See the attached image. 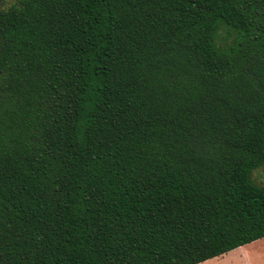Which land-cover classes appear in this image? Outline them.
<instances>
[{
    "label": "trees",
    "instance_id": "1",
    "mask_svg": "<svg viewBox=\"0 0 264 264\" xmlns=\"http://www.w3.org/2000/svg\"><path fill=\"white\" fill-rule=\"evenodd\" d=\"M0 0V264H201L264 238V0Z\"/></svg>",
    "mask_w": 264,
    "mask_h": 264
},
{
    "label": "rangeland",
    "instance_id": "2",
    "mask_svg": "<svg viewBox=\"0 0 264 264\" xmlns=\"http://www.w3.org/2000/svg\"><path fill=\"white\" fill-rule=\"evenodd\" d=\"M13 3L14 0H5L4 7ZM254 178L257 183L264 184V169L255 172ZM201 264H264V238Z\"/></svg>",
    "mask_w": 264,
    "mask_h": 264
},
{
    "label": "crops",
    "instance_id": "3",
    "mask_svg": "<svg viewBox=\"0 0 264 264\" xmlns=\"http://www.w3.org/2000/svg\"><path fill=\"white\" fill-rule=\"evenodd\" d=\"M260 240V239H259ZM255 242V241H254ZM253 243V242H252ZM251 244V243H250ZM223 256V255H222ZM217 258V257H216ZM214 259V258H213ZM211 260V259H210ZM208 261V260H207ZM206 262V261H205ZM204 263V262H203Z\"/></svg>",
    "mask_w": 264,
    "mask_h": 264
}]
</instances>
